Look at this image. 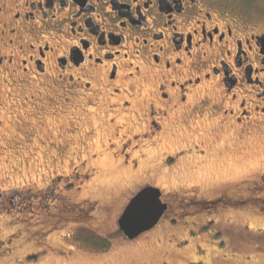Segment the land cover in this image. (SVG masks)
Wrapping results in <instances>:
<instances>
[{
  "label": "flooded vegetation",
  "instance_id": "1",
  "mask_svg": "<svg viewBox=\"0 0 264 264\" xmlns=\"http://www.w3.org/2000/svg\"><path fill=\"white\" fill-rule=\"evenodd\" d=\"M204 124L264 144V0H0V166L46 171L0 185L1 222L96 229L113 192L99 178L199 173ZM244 177L222 183L264 185V164ZM202 190L180 198L229 197Z\"/></svg>",
  "mask_w": 264,
  "mask_h": 264
},
{
  "label": "rangeland",
  "instance_id": "2",
  "mask_svg": "<svg viewBox=\"0 0 264 264\" xmlns=\"http://www.w3.org/2000/svg\"><path fill=\"white\" fill-rule=\"evenodd\" d=\"M185 125L167 137L168 148L182 145L178 136L186 132ZM200 126L201 138L211 149L205 166L195 174L177 167L166 174L158 173L152 176V185H158L165 193L175 191L172 196L196 194L201 186L208 191L202 190L198 194L234 193L241 187L222 181L238 175L244 177L257 165L264 164V144L256 143L261 134L255 140L233 142L220 138L217 133L211 138L209 126ZM190 130L197 131L195 127ZM104 166L107 168L108 165ZM7 168L0 166V185L3 187L21 185L27 178L34 179L39 173L46 172L37 166L10 171ZM10 172L11 176L5 179ZM108 172L109 176L97 180L98 184L110 187L113 192L101 210L105 211L101 223L100 220L95 222L96 229L89 231L88 227L70 222L60 224V228H53L47 235L45 226L51 225L46 217L32 225L25 221L16 224L9 218L0 220V242L3 241L5 247L0 253V264H264V209L253 211L258 209L256 206L242 211L215 208L209 213H197L194 218H188L179 216L177 211L183 204L171 198L166 216L153 230L145 231L133 240L124 239L117 219L131 195L145 180L142 176L132 179L117 171ZM190 184L197 185L190 187ZM175 220L176 223L172 222ZM72 238L79 239V242ZM107 245L108 251L100 250Z\"/></svg>",
  "mask_w": 264,
  "mask_h": 264
},
{
  "label": "water",
  "instance_id": "3",
  "mask_svg": "<svg viewBox=\"0 0 264 264\" xmlns=\"http://www.w3.org/2000/svg\"><path fill=\"white\" fill-rule=\"evenodd\" d=\"M168 206L161 199V190L154 186H144L127 202L117 219L121 233L132 240L153 228L162 218Z\"/></svg>",
  "mask_w": 264,
  "mask_h": 264
},
{
  "label": "trees",
  "instance_id": "4",
  "mask_svg": "<svg viewBox=\"0 0 264 264\" xmlns=\"http://www.w3.org/2000/svg\"><path fill=\"white\" fill-rule=\"evenodd\" d=\"M237 193V194H236ZM229 197L225 201H210V202H196L189 200H182L180 196H172L173 200L182 203V207L177 211L179 216H188V218H194L197 213H209L213 211L215 208H232L238 209V211L250 209L251 207H255L258 209H253V211H262L264 209V185L261 186H253V187H241L240 189H235V192H227ZM236 195L242 196L240 200L236 198ZM171 201V200H170ZM169 203H167V211L164 213L163 218L166 216L169 210ZM200 206V207H199ZM252 211V210H251ZM178 216V214H177ZM193 216V217H192ZM160 220V221H161ZM176 223L175 221H172Z\"/></svg>",
  "mask_w": 264,
  "mask_h": 264
}]
</instances>
